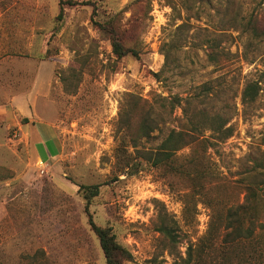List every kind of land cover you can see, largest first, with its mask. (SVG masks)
Listing matches in <instances>:
<instances>
[{
    "label": "rangeland",
    "instance_id": "1",
    "mask_svg": "<svg viewBox=\"0 0 264 264\" xmlns=\"http://www.w3.org/2000/svg\"><path fill=\"white\" fill-rule=\"evenodd\" d=\"M60 1L0 0V264H107L90 219L111 228L122 264H187L212 211L192 194L201 186L221 207L260 187L256 232L234 245L232 264H264V33L222 28L230 0L192 11L182 0H71L59 18ZM229 9L264 23L255 0ZM111 17L138 57L113 52L103 26ZM211 39L222 67L208 59ZM249 81L261 88L246 102ZM162 97L180 104L165 110ZM144 112L158 119L150 137L139 135ZM201 113L221 116L233 134L203 159L196 147L198 170L188 175L182 159L192 146L174 162L183 172L145 158ZM45 138L57 145L47 160ZM163 220L178 235L174 245L159 231Z\"/></svg>",
    "mask_w": 264,
    "mask_h": 264
},
{
    "label": "trees",
    "instance_id": "2",
    "mask_svg": "<svg viewBox=\"0 0 264 264\" xmlns=\"http://www.w3.org/2000/svg\"><path fill=\"white\" fill-rule=\"evenodd\" d=\"M212 1L213 0H182L181 2L182 6H184L187 11H192V8L195 6H210ZM255 1H257L258 4H264V0ZM60 3L59 18H62L64 14V4L69 3L73 5L74 3H72L71 0H61ZM231 4L232 0H230L228 4L229 7ZM229 7L228 10L226 8L227 11L220 19L222 28L230 29L241 27L254 39H260L263 36L264 23H261L262 20H260L256 14L252 13L249 16H240V12L236 13L237 11H232ZM174 8L176 7L174 6ZM103 26L110 34L113 52L118 57H123L129 53H132L136 57L139 56L136 47H126L123 44L124 33L122 31L120 32L119 28L114 26V17L108 19ZM215 41L216 39H211L209 42L211 51L208 52V59L212 63L222 67L225 65L222 58L223 55L217 49L219 43ZM260 88L258 81H249L243 89L242 99L246 102L254 101L258 97ZM162 101L165 110L168 108L171 110L180 104L178 99L173 101L162 97ZM198 118L200 119L195 120L191 118L187 120L189 128L172 130L158 147L145 152V158L154 166L162 165L171 172H183L185 168H182L180 163H178V167L175 166L174 162L179 158V151L187 146H192L193 148H191V151L182 159L186 162V165H189L188 172L186 171L188 175H191V167H194V171L198 170L197 165H199V160H201V158L196 155V147L201 149L200 153L203 159L207 155V151L210 147L217 146L233 134V127L227 125V121L221 116H211L208 118L206 113H201ZM156 128H158V119L156 115L154 116L152 112H144L141 116L139 125L140 137H150L152 131ZM206 130L211 131L208 136L205 135ZM47 146L53 154L56 153V150L50 142ZM39 149L42 151L41 154H43V159L47 160L43 143L39 144ZM261 168L262 170L259 171L260 178L261 176L264 177L263 164H261ZM205 172L208 173L207 168H205ZM197 173H199L200 176L202 175L200 172ZM256 180L257 179L253 177L252 183H257L258 181ZM258 188L260 187L255 189L251 187L248 188L250 191L247 192V200L245 202L238 205H225L222 207V203L220 200H217V197L211 198L205 186H201L198 191L193 189V196L196 197L200 195V198L203 196L208 204H212V211L209 225L204 236L195 245H190L188 248L187 264H232L233 251L235 249L234 245H238L242 243V241L250 239L256 232L255 224L258 218L257 205H255V203L261 198ZM97 193V186L90 187L87 189L86 196H94ZM250 199L254 204L248 203ZM193 200L195 204L197 200ZM215 202H217L216 206ZM90 220L100 240L107 264H122V261L126 258V251L116 242L115 234L112 233L111 228L98 226L92 219ZM259 224L263 225L264 223L260 222ZM158 228L172 245L177 242L178 235L171 224L163 220ZM240 257L244 258V255Z\"/></svg>",
    "mask_w": 264,
    "mask_h": 264
},
{
    "label": "crops",
    "instance_id": "3",
    "mask_svg": "<svg viewBox=\"0 0 264 264\" xmlns=\"http://www.w3.org/2000/svg\"><path fill=\"white\" fill-rule=\"evenodd\" d=\"M16 103H18L20 106H19V108H20V112L22 113V114H27L26 113V110L25 109H23V99L22 98H20L18 101H15ZM24 112V113H23ZM24 114V115H25ZM51 143L52 145H53V148L56 150V153L55 154H57V145H56V142H54V140H52V139H46L45 141H43V144H44V150H45V153H46V156H47V158H48V156L49 155H51V156H53V155H55V154H53L52 153V151H50V149H49V147L47 146V144L48 143ZM42 151H40V153H41ZM41 155V157L43 158V154H40Z\"/></svg>",
    "mask_w": 264,
    "mask_h": 264
}]
</instances>
